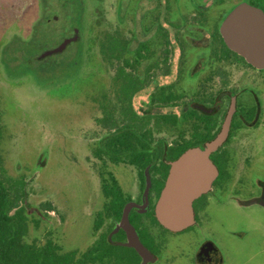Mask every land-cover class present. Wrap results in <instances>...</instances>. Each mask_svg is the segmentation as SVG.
Here are the masks:
<instances>
[{"label": "rangeland", "instance_id": "rangeland-1", "mask_svg": "<svg viewBox=\"0 0 264 264\" xmlns=\"http://www.w3.org/2000/svg\"><path fill=\"white\" fill-rule=\"evenodd\" d=\"M37 1L0 0V128L3 135L0 176L10 192L14 182L24 184V199L33 209L26 242L35 240L43 245L50 234L64 251H83L95 239L93 216L103 200L99 161L92 151L105 135L127 121L120 117L119 107L112 119H103L96 100L107 93L111 108L116 106L109 89L114 68H105L95 52L87 59V66L84 65L78 54L81 39L68 45L62 53L48 57L51 59L47 62H36L41 53L72 36L79 16L78 1L74 7L68 5L62 9L54 5L46 12L38 8ZM83 1L86 8L93 4L103 30L124 32L131 41L129 49L152 38V29L145 32L142 28L150 26L146 23L151 20L147 0L142 6L147 18L140 26L119 23L117 0ZM83 25L81 37L94 26L86 18ZM48 28H54L56 33L48 32ZM170 37L174 42V35ZM174 49L166 64H170V72L166 73V68L158 70L152 84L134 96L132 107L137 113L149 111L147 102L153 84L175 81L178 46ZM155 137L170 142L164 133ZM259 145L264 147V135ZM257 155L262 159L259 158L261 162L255 168L261 174L264 173V150ZM109 167L123 193L135 197L139 191L137 169L125 164H109ZM16 205L21 206L22 200ZM207 221L200 229L179 234L167 233L155 225V236L161 247L156 264H193L194 251L204 238L215 242L224 264H264V249L258 242L257 230L251 236L246 234L250 231V221L234 205L211 208ZM235 232L241 238H236Z\"/></svg>", "mask_w": 264, "mask_h": 264}, {"label": "flooded vegetation", "instance_id": "flooded-vegetation-1", "mask_svg": "<svg viewBox=\"0 0 264 264\" xmlns=\"http://www.w3.org/2000/svg\"><path fill=\"white\" fill-rule=\"evenodd\" d=\"M77 1L79 5L78 27L72 28V36L74 30H78L79 40L83 31L84 18L91 20L92 24L97 21L98 12L92 6L93 4L88 5L87 8L83 0H38L37 4L39 9L41 8L46 12L48 9H52L54 5L62 9L67 8L68 5L74 7V3ZM144 4L145 0H117L116 11L119 23L134 26L143 25L147 18L142 9ZM147 4L149 5L148 16L152 21L148 20L146 23L152 24V41L155 40L158 34L156 28L159 27L166 43L160 50L152 48V51H148V53L141 51V54L151 57L149 60L141 61L138 59L136 47L129 49L130 39L125 37L122 30H119L123 38L129 40L128 48L116 52L107 51L105 60L101 61L105 64V68H114V73L110 77L109 89L115 97V103L130 104L135 116L140 117L149 114L152 116V122L164 114L176 115L177 121L174 125H168L166 129L155 134L156 136L164 133L170 139V142L166 138H159L163 139L167 146L181 145L193 140V137L213 136L214 138L221 131L228 112L233 109L228 135L222 146L210 156L217 169V177L212 182L210 189L193 201L194 222L192 225L180 232H170L164 229L154 216V206L164 186L169 171L168 163L171 161L165 162L168 165L165 175L159 162L154 160L149 164H152V166L148 170V176L151 180L148 208L141 206L145 189L144 171L146 168L143 171V180H141L140 171L136 167L119 163L137 169L139 191L135 197H131L125 195L121 189L125 203L120 218L114 221L106 220L96 231L94 229L95 214L102 209L104 203V197L101 194L103 199L101 208L95 211L93 216L92 230L95 239L90 245L100 234L104 233L110 244L125 247L118 245V243L126 242L125 232L122 229L114 231L122 217L124 206L132 202L138 206L130 210L129 223L136 230L142 245L150 253L145 264H156L159 261L157 255L161 247L155 236L157 232L155 225L171 234H179L195 228L200 229L203 223L208 222V211L211 208L228 204L234 205L239 212L246 215L248 221H250V231L247 230L246 234L251 236L257 230L258 242L262 243V249H264V173L258 174L255 168L258 162H261L259 160L261 157L257 153L264 150V147L259 145V140L264 135V68L250 65L244 58L230 50L220 33L221 25L226 17L239 6L253 8L260 11L264 16V0H147ZM171 34L174 35V42L171 41ZM175 45L178 46L179 51L175 81L168 84L156 83L152 85V92L147 102L150 107L149 111L140 114L133 109L132 102L137 93L131 96L129 100H124L119 92L116 96L115 89L121 87V84H124L125 81H132L134 88L141 87L142 90L152 84L153 81L151 80H154L158 70L166 68V73H169L170 64L167 66L166 64L169 56L175 50ZM112 53L118 54L119 57L111 56L112 58H110L109 55ZM114 62L117 63L116 67H114ZM150 63L152 68L147 72L146 69ZM141 82L142 84H140ZM162 92L167 96L173 94L177 96V99L166 102L165 105L158 101L150 102L151 96H157ZM109 95L106 93L105 102L111 104ZM183 115H187V117L183 118ZM120 117L124 118V116ZM209 141H203L200 146L194 147H203ZM107 164L108 170L114 176V171L110 169L109 164L113 166L119 164L114 165L109 161H107ZM151 168L152 172H150ZM162 177H164L162 186L157 194L154 181ZM115 180L119 185L116 178ZM244 186L245 192H242ZM22 192V197L17 199V202L22 200L21 206L25 207V212L30 217L33 209L26 204V199H24V184ZM10 195L13 196V199L15 198L14 194L11 193ZM10 200H12L11 197ZM17 207L20 206L17 205ZM16 209H10L8 214H14ZM136 210L143 212H137ZM134 214L139 216L138 223L145 226L152 235V245H147L142 241L138 229L135 227ZM119 235L120 239L117 238ZM234 235L236 238H241L240 233L235 232ZM47 240H51L53 244L60 248L50 234L47 235ZM86 249L83 251L76 249L64 251L60 248V252L77 251L80 254ZM129 249L134 250L133 248ZM135 253L139 258L137 264H141L142 258L136 251ZM192 262L193 264H224V258L215 242L210 238H204L194 251Z\"/></svg>", "mask_w": 264, "mask_h": 264}, {"label": "trees", "instance_id": "trees-1", "mask_svg": "<svg viewBox=\"0 0 264 264\" xmlns=\"http://www.w3.org/2000/svg\"><path fill=\"white\" fill-rule=\"evenodd\" d=\"M93 25V27H89L91 31L86 32L85 35L80 38L81 49L78 54L79 60L84 63V65L86 64L87 66V62L91 59V56L94 55V52L97 53L100 60L103 61L105 60L107 51L116 52L128 48L129 40L123 38L119 30H115L111 33L103 30L100 26L98 17ZM50 26L53 25L50 24ZM142 28L145 32H150L152 24H150V26H142ZM156 30L158 34L155 40L152 41V38L147 39L140 42L135 48L136 51H138V59L141 61L151 58L148 55L141 54V51L148 53V51H152V48L154 50H160L164 43H166L160 28L158 27ZM48 32L56 33L54 28L50 29ZM83 40L87 41V44H85ZM34 44L38 45V42ZM82 46L85 47L84 50ZM109 56L110 58L119 57V55L115 53ZM50 59H48V57L42 60L36 59V62L45 63ZM151 68L152 64L150 63L146 71L148 72ZM140 84H142V82ZM140 90L141 87H133L132 81H125L124 84H121V87H118L117 90L115 89V92L116 96L119 92L124 100H129L131 96L138 93ZM105 98L106 97L102 95L96 100L98 107L104 115L103 119H112L113 112L116 110V107H119L120 114L124 116L127 123L103 137L92 151L94 158L99 161L98 176L100 179V191L104 197L102 209L95 214L94 229L96 231L106 220H118L125 203L120 186L117 184L112 172L108 170L107 161L114 165L125 163L136 167L140 171L141 180H143V171L152 161L156 160L161 164V168L165 175L168 168V165L165 164L166 161L175 160L186 149L200 146L203 141H209L213 138V136L193 137V140L181 145L167 146L163 139H156L155 134L166 129L168 125H174L177 121L176 115L164 114L152 122V116L149 114L140 117L135 116L130 104L116 103V106L111 108V104L105 102ZM150 99L151 103L152 101H158L165 105L166 102L176 100L177 96L173 94L167 96L162 92L157 96H151ZM185 117H187V115H183V118ZM2 139V129L0 128V145ZM150 172H152V168ZM163 178L164 177L161 179L158 178L154 181V188L157 194L162 186ZM10 187L13 189L12 192H10L9 188L3 183L0 176V264L138 263L139 258L134 250L110 244L104 233L100 234L93 244L80 254L77 251L62 253L60 252V248L53 244L51 240H47L43 245H37L36 241L28 244L24 238L28 231L27 223L30 222V217L27 216L24 206L17 207L16 205L17 199L21 198L23 194V182L16 181ZM11 193L15 195L13 200H10L9 197ZM12 208L17 209L14 214L9 215L8 211ZM138 217L139 216L135 214L133 216V219H135V227L138 229L142 241L147 245H152V235L145 226L138 223ZM153 221L157 224L155 219H153ZM35 225H37V223H35ZM117 238L120 239V235L117 236Z\"/></svg>", "mask_w": 264, "mask_h": 264}, {"label": "water", "instance_id": "water-1", "mask_svg": "<svg viewBox=\"0 0 264 264\" xmlns=\"http://www.w3.org/2000/svg\"><path fill=\"white\" fill-rule=\"evenodd\" d=\"M220 33L226 46L257 68H264V16L260 11L247 6L233 10L221 25ZM78 30L74 35L64 38L55 48L37 56V60L62 53L69 44L77 42ZM231 109L223 123L221 131L203 147H192L185 150L176 160L169 162V171L154 206L157 222L170 232H180L193 224L192 203L206 193L217 177V169L210 156L225 142L231 115ZM149 165L144 171L145 189L142 207L148 208V193L151 180L148 176ZM135 203H127L122 217L114 232L122 229L126 242L118 245L133 248L145 264L150 256L148 250L139 240L136 230L129 223V213ZM137 211V210H136ZM143 212V211H137Z\"/></svg>", "mask_w": 264, "mask_h": 264}]
</instances>
